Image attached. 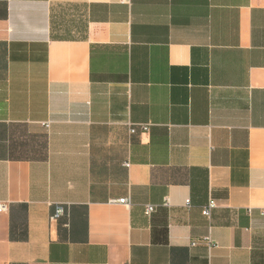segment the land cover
<instances>
[{"label":"crops","instance_id":"0c3cea01","mask_svg":"<svg viewBox=\"0 0 264 264\" xmlns=\"http://www.w3.org/2000/svg\"><path fill=\"white\" fill-rule=\"evenodd\" d=\"M0 202V264H264V0H0Z\"/></svg>","mask_w":264,"mask_h":264},{"label":"built area","instance_id":"2783aa9c","mask_svg":"<svg viewBox=\"0 0 264 264\" xmlns=\"http://www.w3.org/2000/svg\"><path fill=\"white\" fill-rule=\"evenodd\" d=\"M145 129V128H144ZM132 132H134V129H131ZM120 203H126V199L119 200ZM213 208V204L210 203L203 211V215L206 217H209L210 210ZM153 207H148L147 211H152ZM7 210V204L4 202H0V213L5 212ZM63 214V207L60 205L55 206L54 213L52 215V219L56 220Z\"/></svg>","mask_w":264,"mask_h":264}]
</instances>
